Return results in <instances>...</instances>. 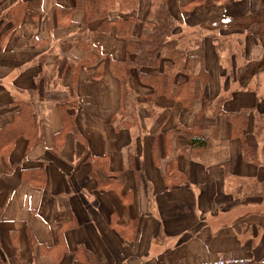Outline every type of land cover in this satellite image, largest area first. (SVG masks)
Segmentation results:
<instances>
[{"label": "crops", "instance_id": "crops-1", "mask_svg": "<svg viewBox=\"0 0 264 264\" xmlns=\"http://www.w3.org/2000/svg\"><path fill=\"white\" fill-rule=\"evenodd\" d=\"M153 1L111 18H135L140 37ZM168 6L175 38L203 56V97L149 105L154 90L133 70L139 107L121 116L111 67L129 54L114 29L86 25L76 0H0V137L13 132L0 151V264L264 260V198L249 194L264 165L243 157L244 142L261 157L264 147V0ZM221 99L225 112H248L243 138L215 115ZM26 107L31 127L19 130ZM94 160L112 183L92 176Z\"/></svg>", "mask_w": 264, "mask_h": 264}, {"label": "trees", "instance_id": "trees-1", "mask_svg": "<svg viewBox=\"0 0 264 264\" xmlns=\"http://www.w3.org/2000/svg\"><path fill=\"white\" fill-rule=\"evenodd\" d=\"M76 2L77 7L86 14V25L90 22L100 21L98 33H109L114 29L117 36L127 42L129 59L124 63H115L111 67L112 73L120 80L122 87L121 116L128 113L131 115L133 110L139 107L135 94L129 85L133 70L138 71L143 84L154 90V94L147 99L149 105H154L160 97H167L181 103L185 108H191L194 101L203 97L208 82L203 56L190 55L189 50L187 51L183 47L184 43L181 42V39L175 38L174 33L179 27V23L169 12V0L153 1L152 9L148 20L144 22L140 37H135L133 34L137 22L135 18H111L113 11L119 13L135 12L139 6V0H76ZM19 9L8 13L6 18L15 21L20 20L23 11L22 7ZM223 103V99L218 102L215 115L223 114L232 126L233 136L243 138L248 126V112H225ZM206 112L204 110L200 114L197 127H200ZM27 116L28 108L26 107L19 130H26L31 127ZM263 130L264 126H258L256 134H262ZM3 133L6 135L3 134L4 136L0 137V151L9 142L11 138L9 133L13 132L3 131ZM192 145L194 148L204 149L207 144L201 139H193ZM243 150V157L246 162L264 165V147L261 153L262 157L258 150L250 148L247 142H244ZM260 157L263 161L260 160ZM106 165L102 160H94L93 163L92 176L98 175L101 187H104L102 186L103 181L104 183L113 182V176L108 171L107 173L103 172V169L106 171ZM118 178L124 183L123 175ZM249 194L264 198V180L252 186ZM131 227L128 232H130ZM79 254L82 255V248L79 249Z\"/></svg>", "mask_w": 264, "mask_h": 264}, {"label": "built area", "instance_id": "built-area-1", "mask_svg": "<svg viewBox=\"0 0 264 264\" xmlns=\"http://www.w3.org/2000/svg\"><path fill=\"white\" fill-rule=\"evenodd\" d=\"M190 264V263H183ZM199 264H264V260H253L250 258H221L214 261L202 262Z\"/></svg>", "mask_w": 264, "mask_h": 264}, {"label": "rangeland", "instance_id": "rangeland-1", "mask_svg": "<svg viewBox=\"0 0 264 264\" xmlns=\"http://www.w3.org/2000/svg\"><path fill=\"white\" fill-rule=\"evenodd\" d=\"M183 47H184L185 49H187V51H188V48H187L188 46H187V44H184Z\"/></svg>", "mask_w": 264, "mask_h": 264}]
</instances>
